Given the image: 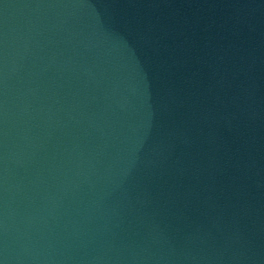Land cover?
<instances>
[{"label": "water", "instance_id": "obj_1", "mask_svg": "<svg viewBox=\"0 0 264 264\" xmlns=\"http://www.w3.org/2000/svg\"><path fill=\"white\" fill-rule=\"evenodd\" d=\"M0 264H264V0H0Z\"/></svg>", "mask_w": 264, "mask_h": 264}]
</instances>
